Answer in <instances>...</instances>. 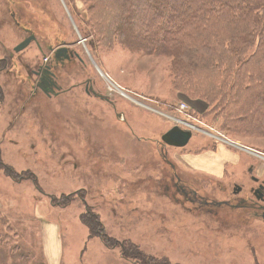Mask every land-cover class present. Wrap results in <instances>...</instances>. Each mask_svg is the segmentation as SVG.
<instances>
[{
	"label": "rangeland",
	"instance_id": "374dc122",
	"mask_svg": "<svg viewBox=\"0 0 264 264\" xmlns=\"http://www.w3.org/2000/svg\"><path fill=\"white\" fill-rule=\"evenodd\" d=\"M18 1L39 36L50 40L53 31L60 30L83 59L84 69L70 68L62 84L70 83L68 75L70 85L84 86L91 78L115 107L88 97L82 87L54 99L41 93L31 97L25 77L49 53L44 50L42 56L32 44L14 52L24 35L0 0V46L25 64L0 71V264H264V222L252 219L248 225L222 211L213 220L182 210L165 195L168 171L157 145L177 126L195 135L186 147L166 146L173 161L181 162L179 154L186 151L212 152L216 145L224 149L227 159L238 163L229 162L224 179L218 181L224 192L214 193L222 198L233 183L247 192L254 186L250 175L264 179V135L250 131V126L228 130L225 110L221 113L178 90L176 84L184 81L174 56L147 54L116 38L109 48L99 43L86 23L88 0ZM136 4L127 6L129 21L124 26L125 33L134 35L141 16ZM45 27L54 30L46 32ZM193 78L199 82L196 73ZM263 92L245 101L260 116L264 106L256 99ZM25 100L29 103L20 111ZM11 119L14 125L5 134L3 127ZM250 164L255 171L249 174ZM195 177L206 190L217 182ZM51 198L61 203L52 204ZM83 217L109 242L99 233L90 237Z\"/></svg>",
	"mask_w": 264,
	"mask_h": 264
},
{
	"label": "trees",
	"instance_id": "16d2710c",
	"mask_svg": "<svg viewBox=\"0 0 264 264\" xmlns=\"http://www.w3.org/2000/svg\"><path fill=\"white\" fill-rule=\"evenodd\" d=\"M88 1L86 23L99 43L109 48L116 38L120 44L147 54L174 56L177 73L184 81L176 84L178 90L206 101L221 113L225 110L228 130L250 126V131L264 135V116L245 102L264 90V0H149V6L146 0ZM133 2L141 15L134 26L135 35L124 32L129 21L127 6ZM256 102L264 106V92ZM259 122L262 125L256 126ZM82 219L90 237L99 233L103 242L108 240L101 229L92 230L91 220Z\"/></svg>",
	"mask_w": 264,
	"mask_h": 264
},
{
	"label": "flooded vegetation",
	"instance_id": "af4514ba",
	"mask_svg": "<svg viewBox=\"0 0 264 264\" xmlns=\"http://www.w3.org/2000/svg\"><path fill=\"white\" fill-rule=\"evenodd\" d=\"M20 5L21 4L18 0H5L6 14L10 17L13 26L24 35L20 43L31 38L32 40L30 41L29 45L32 44L36 46L38 52H42V56H44V50H47L49 53V56L47 57L45 55L41 63H36L35 67L30 69L32 72L27 74L25 77L24 81L26 83L28 82L32 87L31 90L33 96L31 97L41 93L47 98L54 99L62 96L64 93L67 94L66 92L69 93V91L77 87H82L83 92L88 97L102 100L108 105L115 107L113 102L107 99V96H104L100 91H98V89H95V86H97L96 82L91 78L85 79L84 86L81 84L82 82L70 85L72 80L68 75L66 77H68L70 83H68L66 86L62 84V78L66 72L68 73L70 68L79 65L81 69H84L85 63L83 59L77 50H72L73 45H67V42H65L63 38L64 34L62 32L60 33V30L53 31L54 29L45 27L46 32H48V30H51V32L53 31L50 40L44 36H39L36 29L33 30V28L27 24V14L23 8L25 13L24 16ZM45 40L49 43H47ZM0 47L3 49L2 46ZM60 48H63L66 51L64 50L61 53H56ZM3 51L5 55L4 57L0 58V71L4 73L7 72L6 70L11 71L12 68H6L8 65H10V67H22L25 65L24 62L22 63L21 59H16L14 61L15 55L12 57V53L9 52L8 54L4 49ZM32 78H35V80H32ZM27 103H29L28 100H25L23 105L26 106ZM119 116V114L116 115L118 118ZM194 130L196 133L198 132L196 129ZM193 134L195 135V133ZM193 134H191L190 140L193 138ZM157 145L159 147V155L164 161L168 171L165 176V195L170 201L179 205L182 210L193 215H205L206 217L213 218V220H217V217L222 211L221 213L226 212L230 214L232 218L236 216L242 220L249 221L247 223L248 225L251 224L250 221L252 219L259 222H264V179L260 180L259 177L250 175V179L254 183V186H250L247 192H243V188L239 187L237 183H233L230 191H227V194L224 197L219 198L214 192H224V188H222L219 182L224 179L225 171L221 175H215L210 172L207 173L193 169L191 166L187 165L184 160L182 162V159L180 160L181 162H178L176 158L174 161L170 159L167 156V152L165 150L166 146H168L167 144L159 141ZM218 147V145L213 147L212 152H214L213 154H217L218 163L220 161L221 166L224 167L226 165L225 162L229 161L226 155L228 153L224 151V155L223 152L218 149ZM203 152L204 151L201 150L194 151V153L186 151L182 154H179V156L180 158L184 157L189 160H200L202 157L206 158V155H204ZM236 162L238 163L236 160L230 161V164H237ZM72 167L75 166L73 165ZM178 169L183 172H179ZM254 171V165L250 164L247 167V173L250 174ZM202 175L204 177H210V179L213 178V180L217 181L214 183L211 182L210 186L212 189L206 190L198 183L201 179H198L195 176ZM36 179V176H33L32 183H35V189L40 192L41 189L37 185ZM235 213L237 215H235Z\"/></svg>",
	"mask_w": 264,
	"mask_h": 264
},
{
	"label": "crops",
	"instance_id": "0c3cea01",
	"mask_svg": "<svg viewBox=\"0 0 264 264\" xmlns=\"http://www.w3.org/2000/svg\"><path fill=\"white\" fill-rule=\"evenodd\" d=\"M0 89H3V87L1 88V86H0ZM1 92H2V90H1ZM3 92H4V90H3ZM32 96H33V93H32ZM2 100H3V98L0 99V105L2 103ZM31 101H34V100H31ZM23 104L20 107V111L25 110L26 106L28 105V103L26 106H24ZM121 116H122V114H121ZM13 120H15V118ZM11 122H14V121H12V119H11L8 122V124L6 125V127H3V128H5V134L8 133V131H6V130H10L11 127L14 125V123H11ZM1 137H3L2 134H0V144L2 146L3 141L1 140ZM1 146H0V148H1ZM218 149H220V151H222L223 154L225 153L224 149H222L220 147H218ZM201 151H204L203 153H204V155H206V158L202 157L200 160H189V159L182 157V158H180V160L182 159V162L184 160V162L187 165L191 166L193 169H197V170L207 172V173L210 172V173H213L215 175L223 174L225 171V166L226 167L228 166L230 160L225 162L226 165L224 167L223 166L218 167V156H217V154H213L214 152H211L207 148L206 149L202 148ZM192 153H194V151ZM0 164H2V163H0ZM1 204H2V201L0 200V209H1Z\"/></svg>",
	"mask_w": 264,
	"mask_h": 264
},
{
	"label": "water",
	"instance_id": "95a60500",
	"mask_svg": "<svg viewBox=\"0 0 264 264\" xmlns=\"http://www.w3.org/2000/svg\"><path fill=\"white\" fill-rule=\"evenodd\" d=\"M32 39L29 38V39H26L25 41L19 43L15 49H14V52H20L22 51L23 49H25L30 41ZM65 49L63 48H60L58 49L56 53H61L62 51H64ZM66 51V50H65ZM42 89V87H41ZM45 91V90H44ZM121 115V114H119ZM191 131L189 130H183V129H180L179 127H173L171 128L169 131H167L162 137H161V141L164 143V144H167L169 146H173V147H177V148H183L185 147L190 138H191Z\"/></svg>",
	"mask_w": 264,
	"mask_h": 264
},
{
	"label": "bare ground",
	"instance_id": "6f19581e",
	"mask_svg": "<svg viewBox=\"0 0 264 264\" xmlns=\"http://www.w3.org/2000/svg\"><path fill=\"white\" fill-rule=\"evenodd\" d=\"M27 48V47H26ZM189 143V142H188Z\"/></svg>",
	"mask_w": 264,
	"mask_h": 264
}]
</instances>
